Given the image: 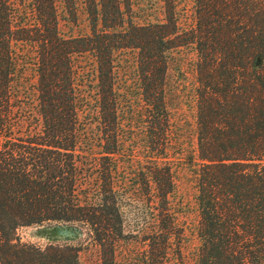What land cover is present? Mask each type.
I'll use <instances>...</instances> for the list:
<instances>
[{
	"label": "trees",
	"instance_id": "1",
	"mask_svg": "<svg viewBox=\"0 0 264 264\" xmlns=\"http://www.w3.org/2000/svg\"><path fill=\"white\" fill-rule=\"evenodd\" d=\"M85 2L91 34L64 38L60 9L76 19L77 0H0V264H79L77 248L16 238L46 223L86 226L114 251L123 204L142 198L166 253L179 233L168 71L188 45L198 75L197 264H264V0H195L185 31L171 2L165 23L145 26L126 22L123 0ZM27 63L36 113L30 134L15 138L12 99ZM131 71L137 87H119ZM133 144L148 165L121 177L117 157Z\"/></svg>",
	"mask_w": 264,
	"mask_h": 264
},
{
	"label": "rangeland",
	"instance_id": "2",
	"mask_svg": "<svg viewBox=\"0 0 264 264\" xmlns=\"http://www.w3.org/2000/svg\"><path fill=\"white\" fill-rule=\"evenodd\" d=\"M166 2H171L174 6L181 31L195 26V0H123L126 22L139 26L165 23ZM61 5L59 3V6ZM76 9V19L66 11L63 12V7L60 9L62 18L59 32L64 38H77L91 34L85 0H77ZM132 55V53L124 54L125 62H129ZM170 62L167 81L168 100L176 139L170 152L176 184L171 201L179 233L171 237L168 242L167 258L160 259L166 254L163 249L166 247L164 242H167V237L154 228V204H147L143 198L138 201L126 200L123 204L124 232L121 237L116 238L114 251L103 252L89 229L76 224L62 226L46 223L22 227L16 235L21 243L42 249L49 246L77 248L79 264H161V261L165 264H197L200 248L198 235L200 213L197 202L200 162L197 144L198 75L195 47L188 45L176 49L172 53ZM32 67L30 64L19 66L22 93L18 94L16 101L12 99L15 106L12 116L15 138L30 134L29 131L33 127L31 122L36 111L32 106L36 103L34 91L37 76ZM132 74L131 71L121 75L119 87L129 85L137 87ZM89 79H91L89 84L94 87V78ZM133 146L131 151L124 153L126 154L124 157H117V161L121 162L119 163L121 177L129 172L131 164L139 170L148 165V154L134 144ZM57 226L59 228H55Z\"/></svg>",
	"mask_w": 264,
	"mask_h": 264
}]
</instances>
